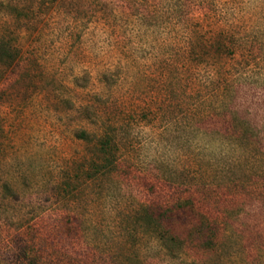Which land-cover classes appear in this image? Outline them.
Here are the masks:
<instances>
[{
  "label": "rangeland",
  "instance_id": "1",
  "mask_svg": "<svg viewBox=\"0 0 264 264\" xmlns=\"http://www.w3.org/2000/svg\"><path fill=\"white\" fill-rule=\"evenodd\" d=\"M0 33V264H264V0H0ZM188 199L219 237L173 259L142 207Z\"/></svg>",
  "mask_w": 264,
  "mask_h": 264
},
{
  "label": "trees",
  "instance_id": "2",
  "mask_svg": "<svg viewBox=\"0 0 264 264\" xmlns=\"http://www.w3.org/2000/svg\"><path fill=\"white\" fill-rule=\"evenodd\" d=\"M227 38V37H226ZM228 39V38H227ZM211 41V37H210ZM208 42V41H207ZM232 44V43H231ZM228 45L224 39L212 40L211 48L203 44L201 49H198L196 55L204 58L205 55L209 59H220V55L228 56L234 53V45ZM19 47L12 42V39L7 38L4 33H0V69L7 68L17 61L19 55ZM224 71V70H223ZM221 71V73L223 72ZM225 73V72H224ZM215 75V74H214ZM222 77V76H221ZM225 81L228 79L224 76ZM224 81V79H222ZM77 136L88 142L93 143L96 147V154L98 160L93 164L96 171V176H105L117 167V158L120 147L116 140L105 130L102 133H88L85 130L77 133ZM183 210L175 211L172 208L163 209L160 205H144L142 210L145 212L150 232L152 236L160 243L161 247L165 249L166 253L173 259L181 258L187 250L189 241H198L208 251L212 250L215 244V239L219 237V228L211 220H207L198 212L195 200L188 199L182 205ZM189 212L201 216V220H197L200 224H193L190 228L184 231H179L177 228L178 222L182 221L183 213ZM203 220V221H202Z\"/></svg>",
  "mask_w": 264,
  "mask_h": 264
}]
</instances>
